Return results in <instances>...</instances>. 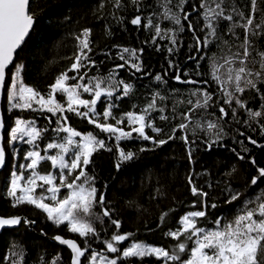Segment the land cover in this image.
<instances>
[{"label":"trees","instance_id":"obj_1","mask_svg":"<svg viewBox=\"0 0 264 264\" xmlns=\"http://www.w3.org/2000/svg\"><path fill=\"white\" fill-rule=\"evenodd\" d=\"M204 2L205 0H186L183 11L178 6L179 0H171L167 5L181 19L184 25L181 32L178 25L163 18L162 5L165 0H120L119 7L116 6V0H30L34 27L7 71L2 102L6 164L0 173V216H22L23 221L34 223L25 225L22 221L18 228L0 233V264H12L13 260L18 261V264H53V261L56 264H71V253L53 242V238L58 235L76 240L82 248L85 246V238L70 232L66 223L55 225L47 219V214L33 205L25 203L13 206V198L7 195L12 172H21L18 166L20 163H28L25 156L31 149V145H22L18 140L9 142V133L14 122L17 119L31 121L36 124L37 129H47L42 131L41 138L36 141L41 155H46L44 148L48 142L62 141L65 136V133L55 131L60 127L57 123L59 113L53 115L39 109L35 104L33 109L12 108L7 104V93L15 65L23 66V83L47 98L49 86L54 83L56 76L70 67L72 60L69 58L77 50L75 36L84 28L91 29L89 39L93 51L89 55L96 64L94 67L81 69V74L87 71L83 83H87L91 77L107 78L114 72L116 81L122 80L132 85V91L127 96L123 95V84L115 87L111 99L107 102L104 101L105 98L101 99L97 110L102 112L111 103L114 105L112 112L116 118L129 111L139 114L153 96L159 93L156 97V110L150 113L148 120L162 129V132L156 133L148 128L146 133L156 140L167 139L173 128L176 133L175 139L162 146H156L152 140L145 141L136 137L135 133V138L117 142L94 124H89L87 119L65 111L69 126L82 135L93 133L97 139L104 140L107 146L93 154L86 171L95 177L97 195L105 196L104 203L94 205L92 212L96 216H102L103 211L108 209L110 217H103L102 224L93 221L99 239L88 238L91 248L85 257H81V264H88L86 257L93 250L114 258L117 254L108 253L103 242L110 240L117 232L130 234L128 240L118 245L121 251L131 242H144L173 249L177 241L165 233L169 230L175 231L179 227L180 217L187 212L206 211L207 216L199 221V225L212 227L211 221L215 218L232 220L245 200L264 193V178L256 185L251 184L252 178L259 175L258 169L264 168V115L255 118L249 115V109L253 112H264V82L257 81L259 91L245 88L243 93H234L244 103V107L234 101L229 107L224 103L222 85L213 76L215 68L224 63V57L243 51L241 44L245 31L234 25L243 24L245 20L238 12H243L245 17L252 15L253 28L259 33L257 36L249 34L254 50L248 58V66L254 71L260 70L259 64L251 61L253 58L259 61L257 52L264 51V0H257V11L254 14L251 12V0H224L221 5L224 15H232L233 20H213L215 36L209 35L211 30L206 27L208 21L204 18L205 9L200 7ZM207 3L215 8L213 0H207ZM233 8L236 9L235 12ZM185 13L189 14L188 20L184 19ZM136 16H140L142 20L139 26L130 23ZM189 23L193 26L191 31L188 29ZM155 25L162 29L163 38L156 36ZM255 25L261 27L255 28ZM173 36L176 39L175 45L171 42ZM195 37L201 40L199 51ZM205 38L210 41L207 47L203 46ZM125 47L138 51L140 59L136 62L141 64L140 72L130 66L116 68V65L124 63L117 54ZM169 48L173 51L169 52ZM141 49L142 52L139 51ZM125 56L127 58V54ZM223 72L224 69L221 68L218 74ZM157 74L163 77L162 81L155 80ZM177 74L181 75L182 80H193L197 83L178 82L174 79ZM68 75L73 76L76 73L69 72ZM196 89L211 93L212 100L209 107L193 109L190 119L184 120L182 113L193 107L187 101L191 99L195 103L197 99V96L191 95ZM227 90L233 91L231 87ZM160 96L165 99L161 100ZM54 98L67 109L66 95L56 93ZM91 98V95L83 94V99ZM220 107L225 108L227 116L222 117ZM233 109L235 115L232 113ZM79 110L82 112L85 109ZM161 116H167L168 119L162 120ZM100 120L103 122L102 117ZM107 122L115 123L111 118ZM208 122L216 124L217 127L209 129ZM180 123H185L188 127L181 130L178 128ZM121 127L126 131L130 130L126 121ZM183 136L188 137V144L181 139ZM249 137L256 144L250 143ZM107 148L112 150L108 151ZM120 149L135 155L117 170ZM241 156L244 158L240 159ZM37 170L42 173L53 172L50 161L41 162ZM189 176L193 178L195 186L208 193L207 197L197 198L192 195ZM38 190L41 192L40 188ZM66 192L67 190H62L61 197ZM233 193H239V199L227 203ZM212 204L217 207L212 208ZM165 213L167 216L162 221L161 217ZM112 220L120 222L119 229L111 223ZM191 246L193 245L189 242V248ZM12 252L17 255L10 256ZM5 256L10 258L5 259ZM186 258L187 255H182V259ZM118 264H163V261L156 257H132L118 261ZM168 264L174 262L169 261Z\"/></svg>","mask_w":264,"mask_h":264},{"label":"snow or ice","instance_id":"obj_2","mask_svg":"<svg viewBox=\"0 0 264 264\" xmlns=\"http://www.w3.org/2000/svg\"><path fill=\"white\" fill-rule=\"evenodd\" d=\"M135 2V0H134ZM186 0H179V7L183 11V5ZM224 0H213L215 8H212L205 0L200 5L205 9L204 18L208 21L206 27L210 29L209 35H216V27L212 23L213 20L223 18L227 21H232V15H224V9L221 7ZM171 0H165L162 5L164 8L163 18L172 21L179 26V31L184 30V25L181 19L167 6ZM103 5H101L102 7ZM116 6H120V0H116ZM235 12L236 9L233 8ZM257 11V0H251V12L254 14ZM245 20L243 24H235L234 27L243 28L245 31V38L241 44L242 52L234 53L231 57H224V63L215 68L213 72L214 79L223 87V94L225 97L224 103L231 107L233 101L240 107H244V103L234 93H243L245 88L257 89V81L264 82V51L257 52L259 61L254 58L252 63L259 64V71H254L248 66V58L252 55L251 36H257L253 28L252 15L245 17L243 12L237 13ZM188 13H185L184 19L188 20ZM130 23L132 25H141L142 20L140 16L133 18ZM34 24V15L30 11V0H0V88H4L6 81V69L13 64L14 54L17 49L21 47L25 38L29 35L30 30ZM151 24V20H149ZM156 36L162 35V29L159 25H155ZM261 25H255V28H260ZM188 29L193 30L191 23L188 24ZM231 30V29H230ZM166 35V33H164ZM91 29L84 28L79 35L75 36L76 52L73 57L70 67L65 72H61L56 76L54 83L50 87V92L47 98L34 88L23 83L21 78L22 65H15V72L11 76V86L8 89V101L12 108L33 109V104L38 105L39 109L57 115V123L60 125L55 131L63 132L67 135L63 137V143L50 142L46 145L45 153L51 149H59L55 155H41L39 150L27 151L25 159L30 162L19 166L21 170H30V174L25 176L21 171L19 174L13 171L11 176V185L7 195L13 198V206L19 204H29L35 206L47 214V219L52 221L55 225L60 226L66 223L68 230L75 233L83 240L84 247L82 248L76 240L65 239L61 236H56L54 239L63 245H67L72 252L71 264H81V257L91 248L88 238L95 237L99 239V234L94 227L93 221L103 223V217H110V210L105 209L102 216H96L92 209L96 204H103L105 196L103 194L97 195L98 189L95 187V177L88 174L86 171L88 165L92 162V156L100 149H105L107 146L105 141L97 139V136L89 132L82 135L67 124L68 117L64 115L65 111L73 112L77 116L87 119L89 124H94L97 129L103 133L109 134V138L114 137L117 142L121 140H130L139 137L145 141L152 140L156 146H162L168 143L169 140L175 139L176 129L173 128L171 134L167 139L156 140L146 133V129L150 128L156 133L162 132V129L157 128L148 120V116L156 110V97L159 93L153 96L151 102L139 114L129 111L122 117L116 118L113 115V104H108L102 112L97 110V104L102 97L113 96V89L120 84H123V95L127 96L132 91V85L124 83V81H116L114 79V72L110 73L107 78L91 77L88 78L87 83H82L87 77V71L81 74V69L94 67L96 61L91 58L89 53L93 51L91 45ZM197 44V51L200 49L201 40L195 37ZM172 44H176V39L173 36ZM155 43V38H153ZM210 41L205 38L203 46L207 47ZM142 52L143 50H139ZM169 52L173 49L169 48ZM127 54V58L125 56ZM118 57L124 63L116 65V68H124L130 66L137 72L141 71V64L139 61V53L135 49L122 48L118 52ZM192 59V57H189ZM171 66V62H170ZM223 68L224 72L218 74L219 70ZM69 72H74L76 75L69 76ZM186 75V74H185ZM174 79L181 83L195 84L193 80H182L181 75H175ZM77 81L74 84H68V81ZM156 81H162L163 77L159 74L155 76ZM205 83H207L205 81ZM231 87L233 91H228ZM83 93H89L91 99H82L80 90ZM61 93L67 96V109L59 103L54 94ZM197 96L195 103L191 99L187 101L193 107L186 113H182L184 120L190 119V113L193 109L207 108L209 102L212 100V95L208 91H201L196 89L191 93ZM161 100L165 97L160 96ZM79 108L85 109L80 111ZM264 108V106H262ZM162 112L163 109H160ZM220 113L227 116L228 112L224 107H220ZM235 115V109L232 110ZM249 115L252 118L264 115V112H253L249 109ZM103 118L101 122L100 118ZM221 117V118H222ZM109 118L113 119L115 123H108ZM160 119L167 120V116H161ZM127 122L130 130H125L121 125ZM3 121L0 120V128H3ZM188 127L185 123H180L178 128L184 130ZM199 127V125H197ZM209 129L216 128L217 125L208 122ZM42 131L47 129H37L34 122L17 119L15 127L11 128L9 133V142H16L17 140L25 141L29 145L38 148L35 142L41 138ZM264 132V127H262ZM219 136V133H217ZM79 138V139H77ZM185 144H188V137L183 136ZM249 142L256 144L255 140L248 138ZM117 148L119 144L117 143ZM111 151V148H107ZM144 149H141L143 151ZM134 153L125 152L123 149L119 150V158L116 164L117 170L121 165L130 161L134 157ZM244 157H240L243 159ZM189 159H191V152H189ZM50 161L51 168L58 170V175L52 171L40 172L38 167L41 162ZM5 163V149L0 145V167ZM255 163V161H253ZM259 175L253 177L251 184L256 185L261 178H264V168L258 169ZM57 179L59 183H57ZM38 181L40 183H38ZM23 182V183H22ZM188 183L192 185V195L197 198L207 197L208 193L202 191L194 185L193 178L188 177ZM37 188L41 189L37 195ZM67 189V195L60 197L61 189ZM20 193L19 195L17 193ZM239 193H233L227 203H232L238 200ZM51 201L46 203L45 201ZM201 203L203 201L201 200ZM207 206V205H205ZM195 207V204L193 205ZM212 208L217 207L216 204L211 205ZM167 213L161 217H164ZM207 213L204 210L189 211L179 219V227L175 231L169 230L165 233L177 241L173 249L164 247H157L147 243L133 242L125 247L122 251L118 247L119 244L129 239V235L119 234L118 232L111 236L110 240L104 241L108 253L117 254L114 258H109L103 252L93 250L89 257H86L88 264H118V261L126 260L132 257H156L157 260H162L163 264L171 262H179V264H264V193H261L254 198L245 200L243 206L238 210V213L230 221H225L221 217L215 218L211 221L212 227H204L199 225L201 219L206 218ZM22 222L21 217H0V228L7 226H17ZM25 223H34V221H23ZM111 223L117 229L120 228L118 220H112ZM183 238V239H181ZM189 242L193 246L189 248ZM17 253L12 252L10 256H15ZM182 255H187L186 259H182ZM10 256H5L9 259ZM22 259V254H21ZM12 264H18V261L13 260ZM56 264V261H53Z\"/></svg>","mask_w":264,"mask_h":264},{"label":"water","instance_id":"obj_3","mask_svg":"<svg viewBox=\"0 0 264 264\" xmlns=\"http://www.w3.org/2000/svg\"><path fill=\"white\" fill-rule=\"evenodd\" d=\"M34 23H35V21H34ZM33 27H34V24H33ZM33 27H32V29L30 30L29 35L31 34V32H32V30H33ZM29 35L25 38V40H24V42L22 43L21 47H22L23 44L26 42V40H27V38L29 37ZM21 47L18 48L17 51H16V53L14 54L13 63H14V61H15L16 54H17V52L21 49ZM11 66H12V65H9V68H10ZM9 68L6 69V78H7V71L9 70ZM5 83H6V81H5ZM4 89H5V86H4V88H0V120H2V121H3L2 102H3V96H4ZM3 124H4V122H3ZM4 132H5V125H4L3 128H0V145H2V146H3V143H4ZM5 164H6V154H5V163H4V165H3L2 167H0V173L4 170V168H5ZM0 217H4V216H0ZM10 217H21V218H22V221L24 220V218H23L22 216H9V217H5V218H10ZM20 224H21V223H20ZM20 224L17 225V226H7V227H5V228H0V233L3 232L4 230H9V229L18 228V227L20 226ZM25 225H28V224L26 223ZM55 237H56V236H55ZM53 242H55L56 244H58L59 246L65 248V249H67V250L71 253V260H72V255H73V254H72V252H71V249L68 248L67 245H63V244H61L59 241H57V240L54 239V238H53Z\"/></svg>","mask_w":264,"mask_h":264},{"label":"rangeland","instance_id":"obj_4","mask_svg":"<svg viewBox=\"0 0 264 264\" xmlns=\"http://www.w3.org/2000/svg\"><path fill=\"white\" fill-rule=\"evenodd\" d=\"M75 83V81H72V80H69L68 81V84H74ZM83 83V82H82ZM113 90H115V88L113 89ZM78 91H80V93H81V98L83 99V91H82V89H80V90H78ZM86 94H88V95H90L89 93H86ZM113 94H114V91H113ZM103 98H105L104 99V101L105 102H107V101H109L111 98H109V97H102L101 99H103ZM7 100H8V97H7ZM7 104H9V101H7ZM34 125H35V127H36V124L34 123ZM128 126V125H127ZM13 127H15V122H14V124H13ZM129 127V126H128ZM67 134L65 133V136H66ZM64 136V137H65ZM77 139H79V138H77ZM27 140V137H25V141ZM25 141H20V140H18V142L20 143V144H22V145H24V144H28V143H26ZM50 142H57V143H63L64 141L62 140H54V141H50ZM50 142H48V143H50ZM47 143V144H48ZM35 144L37 145V142H35ZM46 144V145H47ZM45 148H46V146H45ZM45 148H44V150H45ZM30 150H39L40 152H41V150L39 149V148H36V147H34L33 145H31V149ZM59 151V149H51V150H48L47 151V153H45L46 155H55L57 152ZM45 152V151H44ZM28 161V163L30 162L29 160H27ZM22 164H24V163H20L19 164V166L20 165H22ZM19 166H18V170L19 171H23L24 172V174H25V176H27V175H29L30 174V170H21L20 168H19ZM20 172H18V174H19ZM53 173L54 174H57L58 175V170L57 169H53ZM11 179H12V177L10 178V182H9V187H10V185H11ZM39 182V181H38ZM57 183H59V180L57 179V181H56ZM23 183V182H22ZM39 188H37V190H36V192H37V195H39L40 194V191L38 190ZM62 190H67L66 188L65 189H61V191ZM68 191V190H67ZM18 195L20 194L19 192L17 193ZM65 195H67V192L65 193ZM65 195H63V196H65ZM62 196V197H63ZM60 197H61V192H60ZM61 197V198H62ZM46 203H51V201H48V200H46L45 201ZM46 214V213H45ZM131 243H133V242H131ZM131 243H129V245L131 244ZM142 243H144V242H142ZM128 245V246H129ZM154 257V256H153ZM139 258V257H138Z\"/></svg>","mask_w":264,"mask_h":264}]
</instances>
